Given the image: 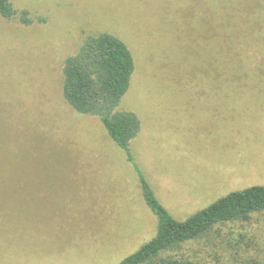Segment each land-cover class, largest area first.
<instances>
[{"label":"rangeland","instance_id":"1","mask_svg":"<svg viewBox=\"0 0 264 264\" xmlns=\"http://www.w3.org/2000/svg\"><path fill=\"white\" fill-rule=\"evenodd\" d=\"M9 2L32 22L0 17V264H117L156 235L125 153L98 117L63 97V62L87 36L109 33L131 51L135 71L117 110L137 115L130 153L174 219L264 186L262 48L243 44L256 62L240 67L237 128H228L227 110L208 120L219 100L212 61L225 73L230 49L210 37L264 43V0ZM175 255L264 264V212L219 225Z\"/></svg>","mask_w":264,"mask_h":264},{"label":"trees","instance_id":"2","mask_svg":"<svg viewBox=\"0 0 264 264\" xmlns=\"http://www.w3.org/2000/svg\"><path fill=\"white\" fill-rule=\"evenodd\" d=\"M0 17L9 21L17 17L25 26L32 22L27 11L18 16L9 0H0ZM255 40L256 37L248 36L239 45V40H232V37H210L212 44L230 49L224 51L221 57L225 59L221 66L225 67V73L219 69L217 62L212 61L213 97L219 100L216 99L218 109L208 106V120L211 119L210 114L219 112L217 114L222 115L227 110L231 114L228 117L230 120L227 118L230 121L228 128H237V113L243 96L240 67L244 63L256 62L246 59V46L250 45L249 49L262 48L260 54L264 55V43L257 44ZM134 71L131 51L121 40L105 32L87 36L77 52L63 62L62 94L66 103L78 114L100 119L108 136L133 166L144 201L157 219L156 235L117 264H196L176 257V251L199 240L219 225L247 220L253 214L264 212V186L230 192L183 221L174 219L159 202L130 153V143L141 129L137 115L117 110L128 92ZM243 90H248L244 84Z\"/></svg>","mask_w":264,"mask_h":264},{"label":"crops","instance_id":"3","mask_svg":"<svg viewBox=\"0 0 264 264\" xmlns=\"http://www.w3.org/2000/svg\"><path fill=\"white\" fill-rule=\"evenodd\" d=\"M133 141V140H132Z\"/></svg>","mask_w":264,"mask_h":264}]
</instances>
